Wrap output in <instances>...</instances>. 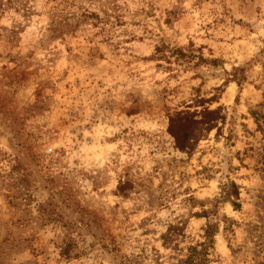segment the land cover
<instances>
[{
    "label": "rangeland",
    "instance_id": "rangeland-1",
    "mask_svg": "<svg viewBox=\"0 0 264 264\" xmlns=\"http://www.w3.org/2000/svg\"><path fill=\"white\" fill-rule=\"evenodd\" d=\"M21 3L0 14V264H178L208 224L209 264H264V0ZM205 108L178 151L169 117Z\"/></svg>",
    "mask_w": 264,
    "mask_h": 264
},
{
    "label": "trees",
    "instance_id": "trees-1",
    "mask_svg": "<svg viewBox=\"0 0 264 264\" xmlns=\"http://www.w3.org/2000/svg\"><path fill=\"white\" fill-rule=\"evenodd\" d=\"M2 1L3 0H0V14L5 11L4 8L6 6L13 3H19L24 11V4L21 3V0H5L4 3H2ZM99 15H101L102 18ZM91 18H95L98 24H110V16L105 9H100V14L76 13L65 18H61L56 12L54 19H52L51 23L48 25V31L50 32L51 37L64 38L69 33H72L79 24L84 23ZM95 24H93L94 27H96ZM199 61L205 62L202 57L198 58V62ZM220 119V108L216 110L205 108L201 111L191 113L188 111L178 112L169 117L167 132L173 139L174 147L178 151L189 152L205 134L209 133L216 127V124ZM232 187L236 189L234 184H232ZM123 189V186L119 185L117 190L118 194H122ZM235 195L237 196V192ZM233 206L237 207V204L234 203ZM173 230H175V228L172 226L168 227V231L162 237L165 242L171 243L176 239ZM215 231L216 227L208 224L203 235L204 241L196 246L188 247L186 249L187 254L185 258L178 261V264H209V251L214 245Z\"/></svg>",
    "mask_w": 264,
    "mask_h": 264
}]
</instances>
